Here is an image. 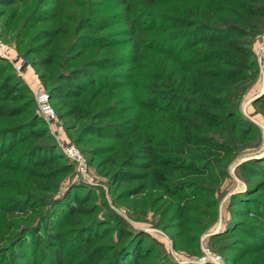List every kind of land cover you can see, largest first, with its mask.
Returning <instances> with one entry per match:
<instances>
[{"label":"trees","instance_id":"trees-1","mask_svg":"<svg viewBox=\"0 0 264 264\" xmlns=\"http://www.w3.org/2000/svg\"><path fill=\"white\" fill-rule=\"evenodd\" d=\"M56 1L61 7L52 14L35 15L33 8L22 23L45 24L27 53L36 55L33 65L44 70L49 96L77 144L89 134L116 139L110 147L119 146L124 160L119 181L141 180L119 197H138L149 182L159 196L179 201L188 187L206 192L223 163L261 136L244 118L242 102L259 74L255 45L264 35V0ZM0 63L1 77L11 64ZM17 77L0 78V118L7 119L0 126V264H159L134 229L90 227L98 223L93 194L71 189L54 197L72 165ZM243 168L264 188L263 161ZM257 201L249 210L257 221L251 235L264 251V200ZM245 207L244 201L238 211L248 214ZM133 208L140 219L143 211ZM185 214L179 208L176 216ZM58 217L63 224L50 231ZM115 231L122 242L112 246Z\"/></svg>","mask_w":264,"mask_h":264},{"label":"rangeland","instance_id":"rangeland-1","mask_svg":"<svg viewBox=\"0 0 264 264\" xmlns=\"http://www.w3.org/2000/svg\"><path fill=\"white\" fill-rule=\"evenodd\" d=\"M53 1L30 0L21 6L0 3V44H5L8 47L7 53L24 64V69L22 67L19 70L15 62L6 56V52L0 53V62L8 61L11 64L2 71L0 78L7 79L15 72L17 81L29 86L33 92V108L36 114L47 125L49 133L59 146L62 159L72 165L54 197H65V193L71 189L73 193L86 191V194H93L90 204L97 206L95 214L98 223L90 227L100 229L105 222H110L111 226L122 224V227L134 229L138 233L139 242L142 245L149 244L153 252L155 251V261L159 264H264V251L258 250L256 246L261 242V238L251 235L256 230L254 224L257 221L252 218L254 212L249 211L258 203L257 200H264V194L260 195L264 188L259 187V181L253 182L254 178L243 168V165H249L256 160L264 162V109L260 107V99L264 97V77L258 74L242 102L244 118L257 127L261 136L252 140L254 144L248 143L246 147L237 150L223 163L219 180L210 177L211 183L206 192L203 188L188 187L185 191L189 194L179 201L165 195L159 196L156 187L149 182L143 183L138 197L123 199L119 197L121 191L141 183V180L119 181L117 173L124 160L118 152L119 146L110 147L117 143L116 139L108 133L98 139V136L89 134L84 136L83 143L77 144L73 136L75 130L71 129L69 121L61 117L55 100L49 99L55 115L46 117L32 89L43 87L48 91V86L42 78L44 70H39L33 65L36 55L27 53L31 43L36 44L32 41L38 40L33 39V36L45 24L42 21L30 22L31 18H28L24 26L21 25L33 8L34 14L41 16L43 13L52 14L55 10L52 8H55L56 4L57 8L61 7L58 1ZM65 6L68 9L67 4ZM261 44H264V35L256 43V51ZM6 123L7 119L0 118V126ZM94 145L109 147L95 151L91 149ZM70 146H73L76 152L75 158L65 152V148ZM7 185L10 186L11 183ZM11 188L9 187L8 191H11ZM244 201L248 207L242 211H247L248 214L238 211ZM133 205V209L143 211L140 219L130 214ZM179 208L186 211L185 218L176 216ZM111 212L115 216L113 221L109 217ZM19 215L20 213L11 214L9 218ZM242 219L249 222L244 223ZM51 222L50 231L63 224L60 217ZM116 227H110L109 230L113 231ZM112 242V246L122 242L117 231L113 232ZM124 245L125 242L122 247ZM32 249L31 246L30 251Z\"/></svg>","mask_w":264,"mask_h":264},{"label":"built area","instance_id":"built-area-1","mask_svg":"<svg viewBox=\"0 0 264 264\" xmlns=\"http://www.w3.org/2000/svg\"><path fill=\"white\" fill-rule=\"evenodd\" d=\"M7 49L8 47L5 44H0V53L6 52V56L9 58L10 61L15 62L17 69L20 70L22 67L24 69V64L22 63V61L16 58L15 56L7 53ZM257 56H258V62H259V73L261 76L264 77V44H261L258 47ZM32 89L37 95V100L41 105V110H42L43 115L46 117H53L56 112L54 108L52 107V105L49 103V99H50L49 92L43 87H40L37 89L32 87ZM72 147L71 146L66 147L65 152L69 156L75 158L76 152L74 151V148Z\"/></svg>","mask_w":264,"mask_h":264}]
</instances>
